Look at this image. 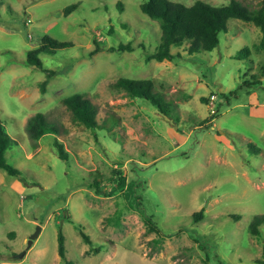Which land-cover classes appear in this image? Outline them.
Segmentation results:
<instances>
[{
	"label": "rangeland",
	"instance_id": "rangeland-1",
	"mask_svg": "<svg viewBox=\"0 0 264 264\" xmlns=\"http://www.w3.org/2000/svg\"><path fill=\"white\" fill-rule=\"evenodd\" d=\"M144 1L0 0V117L16 141L7 159L21 170L0 168V264H67L60 228L74 264H264V224L260 235L249 229L264 214L263 32L232 18L212 51L186 44L172 60L149 59L162 29ZM47 35L72 42L40 53L48 71L70 66L49 78L28 61ZM122 77L152 79L170 112L118 87ZM76 92L99 106L96 129L65 103ZM39 112L51 131L32 138ZM121 174L126 185L113 192Z\"/></svg>",
	"mask_w": 264,
	"mask_h": 264
},
{
	"label": "trees",
	"instance_id": "trees-1",
	"mask_svg": "<svg viewBox=\"0 0 264 264\" xmlns=\"http://www.w3.org/2000/svg\"><path fill=\"white\" fill-rule=\"evenodd\" d=\"M77 6V4L69 5L65 8V12L70 14ZM141 8L153 20L159 22L162 29L160 43L157 49L148 55L149 59H156L159 61H164L166 59L172 60L176 55L173 52V47L184 46L186 44L191 54L202 51H212L219 46L220 32L228 31V23L232 18L252 21L259 26L263 32V37L260 43H258V47L264 50V0H261L259 7L255 9H249L236 1L213 5L204 0H196L192 5L174 0H145ZM70 45H72L70 41H62L48 35L44 36L38 47L28 51V61L49 72L48 78L55 74L65 73L69 70L70 66L59 70L48 71V69L44 67V61L40 57V53H54L57 49ZM126 48L132 50L133 46L121 44L119 50H124ZM113 49H115V47H113ZM96 50L100 51L101 49L98 47ZM240 54H245L247 56L250 54V49H242ZM47 81L48 79L43 81V90H45ZM116 85L126 89L131 96L145 97L151 100L164 112H170L167 102L157 97L152 79L122 77L116 82ZM203 99L208 101L206 97H203ZM64 101L73 112L76 120L83 122L92 129H96L100 125L97 118L99 106L85 96V94L76 92L65 97ZM50 129L51 128L47 126L46 117L42 112L37 113L28 125V131L32 138H41L49 133L51 131ZM54 129L55 128H53V130ZM15 142L4 120L0 117V168L12 175H19L21 174V170L11 164L6 156ZM56 142L60 156L63 159L68 158L69 155L64 145L58 139ZM117 181V186L113 188V192H116L121 187H125L126 177L121 174ZM92 186L95 187L98 192L101 191V183L97 179L92 182ZM195 216L202 219L204 213L200 211L197 212ZM144 218L148 225H150V228L156 230L157 225L152 217L144 212ZM263 224L264 214H257L254 216L249 229L253 234L260 235L262 231L261 226ZM81 234L87 243H92L90 235L84 231V228L81 230ZM58 246L61 258L65 260L67 264H74L68 260L67 257L66 237L62 228H60L58 233Z\"/></svg>",
	"mask_w": 264,
	"mask_h": 264
},
{
	"label": "water",
	"instance_id": "water-1",
	"mask_svg": "<svg viewBox=\"0 0 264 264\" xmlns=\"http://www.w3.org/2000/svg\"><path fill=\"white\" fill-rule=\"evenodd\" d=\"M41 228H42V226L39 225L38 228H37V230L35 231V233H33L31 235V238H30V241H29V246L34 242V239L39 235V232H40ZM25 253H26V250H24V251L16 254L15 256L22 257L23 255H25Z\"/></svg>",
	"mask_w": 264,
	"mask_h": 264
},
{
	"label": "built area",
	"instance_id": "built-area-1",
	"mask_svg": "<svg viewBox=\"0 0 264 264\" xmlns=\"http://www.w3.org/2000/svg\"><path fill=\"white\" fill-rule=\"evenodd\" d=\"M213 101V100H212Z\"/></svg>",
	"mask_w": 264,
	"mask_h": 264
}]
</instances>
